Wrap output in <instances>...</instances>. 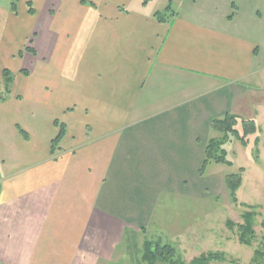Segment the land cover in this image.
Wrapping results in <instances>:
<instances>
[{"label": "crops", "instance_id": "crops-1", "mask_svg": "<svg viewBox=\"0 0 264 264\" xmlns=\"http://www.w3.org/2000/svg\"><path fill=\"white\" fill-rule=\"evenodd\" d=\"M155 1L0 0L4 92L17 74L0 102V264L123 262L198 199L211 122L261 111L264 0H160L165 23Z\"/></svg>", "mask_w": 264, "mask_h": 264}, {"label": "rangeland", "instance_id": "rangeland-1", "mask_svg": "<svg viewBox=\"0 0 264 264\" xmlns=\"http://www.w3.org/2000/svg\"><path fill=\"white\" fill-rule=\"evenodd\" d=\"M160 2V0H156L150 6V10L154 12L167 7ZM129 9L134 8L131 6ZM15 75H17L15 71H11L13 80H16ZM249 83L262 91L260 94L261 111H258L255 118H248V120L255 121L258 127V144L255 143V136H250L247 148L234 140L226 144L228 158L232 160L233 166L212 165L203 178L197 177V180L191 184L195 189L201 190L198 193V199L195 196L196 200H191L190 204L184 203L183 208L175 203L166 209L167 213L162 219L165 218L163 225L159 226L160 228L154 226L144 234L142 233L137 239L136 246L130 239L129 253L127 252L128 255L125 253V257L126 255L127 257L119 264H144L141 260V242L145 238H153L155 242L159 243L177 241L183 259L188 262L205 252H223L228 260H234V262L220 264H262L263 259L260 258L257 259V263L254 262V253L257 250L264 253V75ZM5 94L6 90L4 92L2 85L0 86V96L5 97ZM40 106L39 111L46 113L42 110L43 105ZM218 136L210 131L208 138L213 139ZM241 168L245 170V173L243 186L238 193L239 201L241 204L256 207L260 214L255 227V240L250 247L241 245L237 240L236 229L234 232L226 224L227 221L241 224L242 214L247 211L245 207L235 206L232 203L224 183L227 173H237ZM200 194H204L203 199ZM192 202L194 207L191 205ZM175 220L180 221L182 226H187L191 221L192 223L187 226L185 231L180 230L179 226L173 223ZM176 233L182 234L174 236Z\"/></svg>", "mask_w": 264, "mask_h": 264}, {"label": "trees", "instance_id": "trees-1", "mask_svg": "<svg viewBox=\"0 0 264 264\" xmlns=\"http://www.w3.org/2000/svg\"><path fill=\"white\" fill-rule=\"evenodd\" d=\"M18 1L19 0H13L12 2V9L14 11L17 9ZM30 13H33V9L31 8ZM174 15L175 13L173 12L171 6H168L164 11L155 14V17L159 22L165 23L167 22V19L174 17ZM26 51L35 55L34 51L31 49L27 48ZM3 77L6 94L5 97L0 96V102L5 101L10 95V85L13 80V77L8 70L3 72ZM210 128L219 136L217 138L210 139L206 146L205 159L202 167L200 168V175H203L206 168L212 164L226 167L233 166L232 160L228 158V152L226 149V144L230 143L231 140L237 141L244 148H247L250 142V136H255V143L258 144V127L256 122L253 120L227 115L224 118L212 121ZM65 133L66 130L63 126H61L59 134L52 142L51 154H55L58 146L65 137ZM244 173L245 170L241 168L237 173H227L225 175V188L232 203L235 206H242L247 209V211L242 214L241 224H235L232 221H227L226 224L230 230L235 232L236 229L237 240L241 245L250 247L255 240V227L260 214L256 207L241 204L239 201L238 193L244 183ZM137 239L139 238H132L131 242L133 245L137 243ZM141 246V260L144 264H220L234 262V260H228L227 256L223 252H205L188 262L183 259L180 249L178 248L179 246L176 243H159L155 242L153 238H145L144 241L141 242ZM254 256L255 263H257V259L260 258L263 259L262 264H264V253L257 250L255 251Z\"/></svg>", "mask_w": 264, "mask_h": 264}]
</instances>
